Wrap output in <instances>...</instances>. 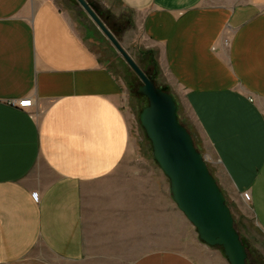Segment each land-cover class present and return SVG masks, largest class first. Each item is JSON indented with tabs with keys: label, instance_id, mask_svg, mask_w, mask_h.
Masks as SVG:
<instances>
[{
	"label": "crops",
	"instance_id": "1",
	"mask_svg": "<svg viewBox=\"0 0 264 264\" xmlns=\"http://www.w3.org/2000/svg\"><path fill=\"white\" fill-rule=\"evenodd\" d=\"M86 2L264 234V0ZM97 28L72 0H0V264H228L131 142Z\"/></svg>",
	"mask_w": 264,
	"mask_h": 264
},
{
	"label": "water",
	"instance_id": "2",
	"mask_svg": "<svg viewBox=\"0 0 264 264\" xmlns=\"http://www.w3.org/2000/svg\"><path fill=\"white\" fill-rule=\"evenodd\" d=\"M91 19L137 76L138 94L147 100L139 123L150 141L152 157L170 183L178 210L209 247H220L229 264H247L246 245L234 228L225 198L211 175L204 157L196 151L192 137L177 118V107L165 88L156 87L121 47L86 0H73Z\"/></svg>",
	"mask_w": 264,
	"mask_h": 264
},
{
	"label": "rangeland",
	"instance_id": "3",
	"mask_svg": "<svg viewBox=\"0 0 264 264\" xmlns=\"http://www.w3.org/2000/svg\"><path fill=\"white\" fill-rule=\"evenodd\" d=\"M55 1L63 6L68 4V0ZM97 33L102 43L94 44V48L99 53V56L106 61L108 70L119 80L122 86L123 95L120 99V105L126 117H128L127 119L131 130V142L134 146L137 145L140 147L138 149L142 151V154L148 153L151 155L152 149L150 141L139 123V114L147 106L146 98L138 94L141 82L98 28ZM156 83L158 85L163 84L160 79H157ZM177 118L180 124L189 126L185 116L179 111H177ZM191 132H195L193 127H191ZM192 138L195 148L197 147L199 149V151H196L205 156L208 169L213 170L215 161L202 150V146L198 142L199 137L192 136ZM225 201L231 211L234 228L239 238L246 245L247 264H264V234L255 225L247 201L245 199H236L233 201L231 198H227ZM212 253L224 255L220 247L213 248ZM201 257L202 255L199 254L195 256L197 260H200Z\"/></svg>",
	"mask_w": 264,
	"mask_h": 264
},
{
	"label": "built area",
	"instance_id": "4",
	"mask_svg": "<svg viewBox=\"0 0 264 264\" xmlns=\"http://www.w3.org/2000/svg\"><path fill=\"white\" fill-rule=\"evenodd\" d=\"M223 46L224 47L228 46V41L227 40H224ZM10 105L13 106V107H17V108L26 110V109L32 108L33 103H32L31 99H23L21 101L11 102ZM32 198L34 199V201L37 202L38 201V194L37 193H33L32 194Z\"/></svg>",
	"mask_w": 264,
	"mask_h": 264
},
{
	"label": "trees",
	"instance_id": "5",
	"mask_svg": "<svg viewBox=\"0 0 264 264\" xmlns=\"http://www.w3.org/2000/svg\"><path fill=\"white\" fill-rule=\"evenodd\" d=\"M97 12V11H96ZM98 14V13H97ZM100 17V14L98 15ZM149 78H151L152 80H154L155 76H156V67H151L150 70L148 71H143Z\"/></svg>",
	"mask_w": 264,
	"mask_h": 264
}]
</instances>
